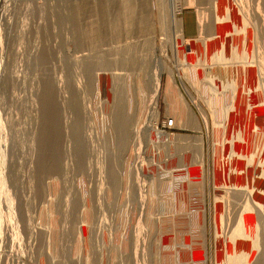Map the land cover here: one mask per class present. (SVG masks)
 Wrapping results in <instances>:
<instances>
[{"label":"rangeland","instance_id":"374dc122","mask_svg":"<svg viewBox=\"0 0 264 264\" xmlns=\"http://www.w3.org/2000/svg\"><path fill=\"white\" fill-rule=\"evenodd\" d=\"M123 1L95 0L97 5L94 3V6L92 0H0V264H237L236 258L234 261L232 257L236 255L232 248L239 243L237 237H243L238 234L246 228L248 222L253 225L246 235L251 240L241 239L239 245L246 246L251 256L249 264L254 260L253 264H264V208L255 196L256 193H264V184L261 182L264 171V24H261L264 23V16L259 15L261 23L256 21L259 12L264 13V1L222 0V6L217 8L225 25L211 30V36H218L226 56L221 80L223 77L228 78V82H225L228 88L226 86L222 97L215 96V90H211V87L218 88L217 80L206 85L208 80L199 74L201 51L198 50V43L210 38V32L205 36L199 32L191 39L180 37L178 27L174 29L175 26L168 20L171 18L170 1L160 3L158 0H134L133 3L130 0L134 6L129 11L124 9ZM199 1V5H187V0H178V16L182 19L183 13L192 11L197 15L194 21L200 29V14L212 15L216 9L213 11L210 1L201 0L202 4ZM199 6L207 12L203 8L204 12L201 11ZM131 13L133 17L136 16L134 21H129L133 20V17H128ZM160 14L163 15L161 19ZM211 15L208 21L214 26L215 17ZM165 19L171 27H167V24L164 28L161 26ZM144 20L154 22L150 21V24ZM74 22L81 24L79 28L83 30V34L78 35V41L90 50L93 57H101L99 59L102 63L98 57H94V64L99 63V66L92 64L93 67L90 65L87 68L83 64L81 67L83 85L80 100L86 98V106L91 101L90 105L94 109L90 119L84 118L82 127L88 149L85 157L87 160L84 158L83 164L89 163L88 167L83 164L82 167H86L89 172L82 167L81 171H75L71 159H63L66 156L63 157L64 150L70 151L71 146H66L62 141L63 175L56 179L55 198L53 189H50L52 175L49 177V172L46 175L48 170H44L46 177L40 174V167L36 169L40 161V141L36 140H40L42 131L45 80L57 81L63 75L62 64L67 56L65 50L68 47V53H72V42L77 39L74 32L77 25ZM91 28H99L100 31L93 35L87 32ZM143 38L144 41L141 40ZM149 38L151 42L153 40L154 50ZM131 41L135 42L134 46H138V51H135L134 46L131 47L136 55L139 54L137 57L125 47ZM139 41H142L145 49ZM144 43L151 45L145 47ZM260 45H263L262 49ZM148 47L152 48L153 56L147 52ZM105 49L112 50V53L108 51V56H104L107 53ZM120 50V54L126 53L124 57L118 54ZM129 51L133 57L127 54ZM100 52L108 59L104 64ZM141 53L146 55L143 58L145 62L148 60L144 64H150L147 67L151 68L144 65L145 72L151 73L156 62L164 60V68L173 70V78L167 72L162 76L157 104L158 118L152 114L150 99L142 108L137 107L135 100L130 107L124 106L129 113L123 121H119L116 115L121 108L119 103L123 101H119L122 94L117 93L121 90V82L118 83L117 76L113 79V74H125L130 65L143 64V59H140L142 57L138 58ZM45 54L47 59L41 60ZM109 54L113 55L109 57ZM114 55L122 61L124 59L126 65L129 63L127 68L123 62L119 64L120 59L115 61ZM257 58L263 66H258L261 63H257ZM240 59H243V66L239 63ZM108 64H114V67ZM111 67L116 69L111 70ZM85 73L88 77L86 81ZM97 75L100 76L99 81ZM171 79H174L182 95V99L177 96L176 99L178 102L180 100V107L186 112L184 116H178L171 110L173 107L169 106L166 91ZM88 80H92V83ZM241 80L249 84L244 85ZM135 82L128 81L133 98L136 94ZM63 93L61 96L57 94L60 97L56 96L57 100L62 101ZM244 95L246 100L242 99ZM218 98L220 105L213 108L219 112L216 115L209 102L212 99L217 102ZM242 100L248 102L247 105L243 106ZM61 101V112H65V103ZM189 110L194 113L193 116ZM188 113L191 118H188ZM165 119L174 120L171 129L163 127ZM148 124L155 129L151 130ZM85 131L88 135H85ZM233 131L244 134L243 139L231 137ZM158 132L172 137L173 141L167 143L162 138L154 145L151 138ZM164 142L168 144L167 147ZM234 145H237L236 148ZM175 155V159L171 158ZM138 164H142L140 170ZM185 168L190 170H187L184 180L189 174V178L195 181L191 188V202L185 205L182 202L178 204L176 200L170 204L168 200L165 209L164 192L157 195L156 183L159 177L162 182L173 178L174 170ZM65 197L70 199L67 201ZM71 197L75 198V202L79 200L73 207L67 205ZM89 201L92 206L88 204ZM89 210L95 212H92L95 216L91 217L95 231L93 228L87 229L85 235L87 224L84 217ZM186 211L187 214L184 213ZM180 212V216L185 218L177 228V214ZM160 213L162 218L172 221L167 220L166 224L171 227L162 235L158 233ZM195 225H198V229L195 228L197 237H190L191 232L188 231L193 230ZM257 237L260 243L253 242ZM192 240L197 245L195 256L191 247Z\"/></svg>","mask_w":264,"mask_h":264},{"label":"bare ground","instance_id":"6f19581e","mask_svg":"<svg viewBox=\"0 0 264 264\" xmlns=\"http://www.w3.org/2000/svg\"><path fill=\"white\" fill-rule=\"evenodd\" d=\"M44 1V0H43ZM63 1V0H62ZM74 1V0H73ZM78 1V0H77ZM84 1V0H83ZM95 0H92V4L94 5V3L97 5V2H94ZM97 1V0H96ZM105 1V0H104ZM125 1V5H124V9H126L127 11H129V10H131V8L134 6H132V4L130 3V0H124ZM123 1V2H124ZM157 1V0H156ZM160 1V3L163 1H167V3H168V1H170V3H171V18L170 19H168V20H170L169 22H171V25H173V26H175V28L174 29H176V27H178L177 29H179V31H180V37H183V31H182V19L178 16L179 15V12H180V10H179V5H178V0H158V2ZM199 1V0H198ZM198 1L197 0H194V1H192V0H187V5L188 4H192V5H194L195 3H198ZM201 1V0H200ZM199 1V2H200ZM207 1H210V2H212V4H213V11H215V9H216V12H212V15H211V17L212 16H214L215 17V20H214V26H213V24L211 25L210 23H209V21H208V19H209V17L208 16H210L209 14H208V16L207 15H204V14H202L201 12V14H200V20H201V23H200V33L202 34H204V36H205V34L207 35L209 32H210V34L208 35V36H210V38H205L204 39V41H202L201 43H198V50H199V52L201 51V55H200V60H199V62H198V66H199V71H200V75L202 76V77H204L206 80H208L207 82H211L210 84L208 83V84H206V85H211L212 83H213V81H216L217 80V82H218V85H216V86H218V88L216 89V87H213V88H215V89H212V87L211 86H209V88L211 87V90H215V92L214 93H216V94H214L215 96H221L222 97V95H223V92H225V88H226V86H227V88H228V85H227V83H225V82H228V78H224L223 77V80H221V73H223L224 74V69H223V67H224V65H225V58H226V56H225V53H224V51H223V48L221 47V45L219 44V43H221V41L218 39V36L216 35V34H213L214 35V38L211 36V30H217L218 28H220L222 25H225V23H224V21L221 19V14L220 13H218V9L217 8H220V6H222V5H220V3H221V1L222 0H207ZM253 1V0H252ZM258 1V0H257ZM257 1L256 0H254V2H256L257 3ZM264 1V0H263ZM262 1V2H263ZM71 2V1H70ZM86 2H87V0H86ZM121 2H122V0H121ZM192 2V3H191ZM224 2V1H223ZM259 2H260V0H259ZM108 3V2H107ZM133 3H134V0H133ZM203 2L201 1V3L200 4H202ZM255 3V4H256ZM264 3V2H263ZM263 3H262V6H263ZM82 4V3H81ZM225 4V3H224ZM254 4V5H255ZM157 5H160V4H157ZM186 5V4H185ZM198 5H199V3H198ZM257 5H259V4H257ZM256 5V6H257ZM80 6V5H79ZM95 6V5H94ZM99 6V5H98ZM196 6H197V4H196ZM203 6V5H202ZM219 6V7H218ZM260 6V5H259ZM158 7V6H157ZM198 7V6H197ZM253 7V6H252ZM261 7V6H260ZM79 8V7H78ZM77 8V9H78ZM94 8V7H93ZM159 8V7H158ZM201 8H203V7H201V6H199V9H201ZM207 8V7H206ZM222 8V7H221ZM254 8V7H253ZM258 6H257V9L256 10H258ZM264 8V7H263ZM262 8V9H263ZM96 9V8H95ZM104 9V8H103ZM129 9V10H128ZM160 9V8H159ZM204 10H205V8H203ZM255 9V8H254ZM198 10V9H197ZM145 11V10H144ZM159 11V10H158ZM161 11V10H160ZM201 11H203L202 9H201ZM206 11V10H205ZM259 11V10H258ZM258 11H257V13H258ZM262 11V10H261ZM147 12H150V11H147ZM204 12V11H203ZM207 12V11H206ZM211 12V11H210ZM130 13V12H129ZM161 13V12H160ZM199 13V12H198ZM209 13V12H208ZM255 13V12H254ZM158 14V13H157ZM206 14V13H205ZM264 13H260L259 12V14H258V17H257V19H256V21L258 20V18H259V15L261 16H264L263 15ZM99 15V14H98ZM129 16V18L131 19L132 17H133V13H131V14H128ZM77 16H79L78 14H77ZM103 16V15H102ZM163 15H161L160 14V19H161V17H162ZM261 16V17H262ZM76 17V16H75ZM97 17V16H96ZM148 17H149V14H148ZM153 17V16H152ZM255 17V16H254ZM78 18V17H77ZM136 19V16L135 17H133V20H129V21H134L135 19ZM164 18H165V16H164ZM147 19H149V18H147ZM150 19H151V17H150ZM213 19V18H212ZM254 20H255V18H254ZM253 20V21H254ZM261 20V18L258 20V21H260ZM79 21V20H78ZM117 21V20H116ZM146 20H144L143 22H145ZM150 21H152V20H150ZM150 21H146L145 23H150ZM262 21L264 22V18L262 19ZM101 22V21H100ZM152 22H154V21H152ZM167 20L165 19V21L162 23V27L164 28L165 26H166V24H167ZM168 22V23H169ZM75 24L77 23V22H74ZM115 23V22H114ZM129 23V22H128ZM127 23V24H128ZM224 23V24H223ZM259 23H261V21L260 22H258V24ZM79 24V23H78ZM151 24V23H150ZM264 23H262L261 24V26L263 25ZM77 25V24H76ZM75 25V26H76ZM99 25V24H98ZM102 25V24H101ZM130 25V24H129ZM169 25L170 24H167V27H169ZM171 25H170V27H171ZM79 26H81V24L80 25H77L76 26V30H74V32L76 33V35L77 36H75V37H77V39L74 41V42H72V45H73V48H74V50L72 51V53H68V47L66 48V50H65V53H67V56L64 58V64H62L63 65V72H62V74L63 75H61L60 76V78L56 81V80H53V81H50L49 79H46L45 80V87L44 88H46V91H44L45 93H44V96H42V104H43V119H42V125H41V127H42V131L39 133L40 134V136H39V139L40 140H36V141H40V143H39V145H40V154H39V152H37L38 154H39V156H40V161H39V166H37V168L36 169H38V167H40V169H38L39 171H41V173L40 174H42V175H44L45 174V172H44V170L46 171V170H48V171H46V175H47V172H49V177H51L50 176V174L52 175V185H51V187H50V189H53V193H54V195H55V198H56V195H57V193H55L56 192V179H57V177L59 178V177H61L62 175H63V165H62V162H63V159L65 160V159H71V162L72 163H74L73 164V166H74V170L76 171V170H78V171H81V169L83 168L82 167V164H83V161H84V158L85 157H87V155H88V149L86 150V146H85V138H84V136H83V134H82V132H84L83 130H82V127H84V123H83V120H84V118H85V120H88V118L90 119V117L92 116V112H93V107H91V105H90V103H91V101H89L88 102V100L86 101V103L88 102L89 104H88V106H86V104H85V101L84 100H86V98H84L82 101L83 102H81V100H80V96H81V92H82V85H83V79L82 78H80V77H83L82 76V72H83V70H82V66H83V64H86L85 66L88 68L90 65L93 67L95 64H99V63H95L94 64V57H96V56H94L93 57V55L90 53V50L89 49H86L85 48V46L83 45V44H81V42H79L80 41V39H79V37H78V35H79V33H82V31H81V29L79 28ZM227 27V26H226ZM86 28V27H85ZM89 29V28H88ZM97 29H99V28H97ZM97 29H95L94 30V28L92 29L91 28V30H89V31H87V32H90L91 34H93L94 35V33L96 32V33H99V31H100V29L99 30H97ZM263 29H264V25H263ZM152 31V30H151ZM261 31H262V29H261ZM84 32H85V30H84ZM208 32V33H207ZM150 33V32H149ZM74 34V33H73ZM83 34V33H82ZM86 34V33H85ZM153 34V33H152ZM202 34V35H203ZM264 34V33H263ZM262 34V35H263ZM89 35V34H88ZM123 35V34H122ZM143 35H144V33H143ZM148 35V34H147ZM151 35V34H150ZM90 36V35H89ZM104 36H105V34H104ZM259 36H261V34L259 35ZM93 37H95V36H93ZM143 37H148V36H143ZM203 37V36H202ZM130 37H128V39H129ZM151 38V37H150ZM149 38V40H150V42H151V39ZM262 38V37H261ZM260 38V39H261ZM78 39H79V41H78ZM126 39V41H127V38H125ZM136 39H137V37H136ZM146 39V38H145ZM117 40H119V38L117 39ZM130 40V39H129ZM141 40H143L144 41V38L143 39H141ZM153 40H154V36H153ZM153 40H152V45L151 44H147L148 46L149 45H151V47L153 46ZM97 41V40H96ZM99 41V40H98ZM114 41H116V39L114 40ZM122 41V40H121ZM198 41V40H197ZM261 41V40H260ZM262 41H263V39H262ZM102 42H104V41H102ZM140 42V41H139ZM145 42H146V40H145ZM149 42V41H148ZM149 42V43H150ZM155 42V41H154ZM258 42H259V40H258ZM100 43V42H99ZM119 43V42H118ZM142 43V41L139 43V44H141ZM100 44H103L104 45V43H100ZM121 44H122V42H121ZM125 44H127L126 42H125ZM134 44H135V42L134 41H131L128 45H124L125 47H127V50L129 49V50H133L131 47L132 46H134ZM143 44V43H142ZM141 44V45H142ZM68 45V44H67ZM116 45H117V42H116ZM144 45H145V43H144ZM147 45H145V47L147 46ZM155 45V44H154ZM176 45V44H175ZM264 45V44H263ZM263 45H260V48H261V46L263 47ZM102 46V45H101ZM119 46H121V45H119ZM113 47H115V46H113ZM124 47V48H125ZM138 47V46H137ZM136 47V45L134 46V49H136L137 48ZM147 48L146 50H147V52L150 54V52H151V55L153 56L154 54H152V48ZM258 47V46H257ZM94 48V47H93ZM119 48V47H118ZM142 48H143V45H142ZM256 48V47H255ZM260 48H258V49H260ZM51 49V48H50ZM120 49V48H119ZM143 49H145V48H143ZM149 49L151 50V51H149ZM262 49V48H261ZM98 50H100V48H98ZM101 50H103V49H101ZM117 50V49H116ZM115 50V51H116ZM125 51H126V49H124ZM123 49H122V51H124ZM153 50H154V48H153ZM94 51V50H93ZM93 51H91V52H93ZM107 51V53H105ZM108 51L109 52H111L112 53V50H106L105 49V52L104 51H102V52H104L105 54H103V53H101L100 52V54H101V56H102V54L104 55V56H108V55H106V54H108ZM121 51V50H120ZM120 51H117V52H119L118 54H120V53H122V51L120 52ZM135 51H138L137 49L135 50ZM255 51V50H254ZM263 51H264V49H263ZM97 52V51H96ZM141 52H142V50H141ZM259 52V51H258ZM261 52V51H260ZM48 53V52H47ZM46 53V54H47ZM94 54H95V52H93ZM115 54H117L116 52H114ZM135 54L134 53V51H132L131 52V54ZM138 53V52H137ZM254 53V52H253ZM256 53H257V49H256ZM46 54L44 55V58L42 57H40L41 58V60H44V59H47V56H46ZM51 54H52V52H51ZM97 55L99 54V53H96ZM99 54V55H100ZM117 54V55H118ZM126 54V53H125ZM125 54H120V55H122L123 57L125 56ZM127 54L129 55V56H131L130 55V51L129 52H127ZM143 53H141V55L140 56H138V58L139 57H142V58H140V59H143L145 56H143L142 55ZM179 54H180V52H179ZM110 55H113V54H109V57H110ZM128 55H126V58L128 57ZM136 55V54H135ZM137 55H139V54H137ZM137 55H136V57H137ZM238 55H239V50H238ZM257 55V54H256ZM40 56V55H39ZM104 56H102V57H104ZM115 56V55H114ZM134 55H132L131 57H133ZM234 56V55H233ZM240 56H241V54H240ZM98 57V58H97ZM96 58L100 61V64L102 63V58L101 57H99V56H97ZM108 57V58H109ZM113 57V56H112ZM112 57H111V59H112ZM116 57V56H115ZM118 57H119V55H118ZM118 57H116V58H113L115 61H117L118 59H120V58H118ZM151 57V56H150ZM257 57V56H256ZM93 58V59H92ZM95 58V59H96ZM99 58H101V59H99ZM105 58L107 59V57H104L103 59L105 60ZM118 58V59H117ZM254 58H255V56H254ZM263 58V57H262ZM97 59H96V61H97ZM117 59V60H116ZM129 59H130V57H129ZM132 59V58H131ZM133 59H135V58H133ZM146 59V58H145ZM151 59V58H150ZM153 59V58H152ZM154 59H155V57H154ZM153 59V60H154ZM158 59V58H157ZM243 59H245V58H243ZM243 59L241 60L240 59V61H239V63L243 66V64L242 63H244L243 62ZM258 59V58H257ZM103 60V64H104V62L106 63V61H108V59L107 60H105L104 61ZM264 59H262V61H263ZM91 61H92V63H91ZM115 61H113L114 62V64H115ZM123 61H125L124 59H123ZM122 61V59H120V65H121V62H123ZM139 61V63L140 62H142V61H140V60H138ZM148 60L146 59V62H147ZM150 61V60H149ZM164 61V60H163ZM163 61H160V60H158L157 62H156V65H154L155 63L154 62H152V60L150 61V63H154L153 65H154V68L152 69V71H150L151 73H149V71H146L145 72V70H144V65H146L145 67H147V66H149L150 64H144V62H145V60L143 59V66L140 64V65H138V63H135V64H132V65H130V67L127 69V71L125 72V74H116V73H111V74H113V79H114V76H117V79H119L118 80V83H120L121 82V84H119V86L121 87V90H120V92L118 91V90H116V91H118V93L117 94H119L120 93V95L122 94V99H120L121 97H119V96H116V97H119V101L121 102V101H123L121 104L119 103V106L121 107L120 109H119V111H118V113H117V115L116 116H119L118 118H120L119 119V121H123V119H124V117L125 116H127L128 115V113H127V108L128 107H130L131 106V104H133V103H135V100H136V105H137V107L138 106H140L141 108L144 106V105H146L147 104V102H148V100L150 99V104H152L151 105V110H152V114H153V116L154 117H156V118H158L157 116H158V109H157V104H158V98H159V95H160V92H161V86H162V76H163V74L165 73V72H167L168 73V75L170 76V77H172L173 78V70H171V69H165L164 68V64L163 63H165V62H163ZM98 62V61H97ZM112 62V61H111ZM112 62V63H113ZM126 62H127V59H126ZM145 62V63H146ZM258 62H260L261 63V60H259L258 59V61H257V63ZM45 63V62H44ZM110 63V62H109ZM128 63V62H127ZM82 64V65H81ZM92 64H94V65H92ZM113 64V65H114ZM118 64V63H117ZM117 64H115L116 66H118ZM123 65H126L124 62L122 63ZM129 64V63H128ZM127 64V65H128ZM259 64V63H258ZM264 64V63H263ZM108 65H110V64H108ZM113 65H110V66H113ZM119 65V66H120ZM127 65L126 66H124L125 68H127ZM187 65H189L190 66V68L192 67V65L191 64H189V63H187ZM99 66V65H98ZM103 66V65H102ZM196 66V65H195ZM197 66V67H198ZM259 67L260 66H263L262 65V63L260 64V65H258ZM97 67V66H96ZM107 67V66H106ZM109 67V66H108ZM107 67V68H108ZM114 67V66H113ZM113 67H111V70H113V69H116V68H113ZM99 68V67H98ZM113 68V69H112ZM147 68H150V67H147ZM264 68V67H263ZM96 69V68H95ZM151 69V68H150ZM111 70H109V71H111ZM120 70V69H119ZM119 70H117V72L119 71ZM250 70V69H249ZM58 72V71H57ZM105 72V71H104ZM113 72V71H112ZM119 72H122V71H119ZM148 72V73H147ZM86 73H89V75L91 74L90 72H86ZM86 73H85V81H86V79H88V77H86ZM93 74V73H92ZM99 74V73H98ZM107 74V73H106ZM110 74V73H109ZM110 74V75H111ZM182 74H184V73H182ZM89 75H87V76H89ZM184 75H187V74H184ZM98 76V81H99V75H97ZM47 78V77H46ZM75 78V80H73ZM219 78V79H218ZM54 79V78H53ZM116 79V80H117ZM73 80V82H71ZM89 81V80H88ZM111 81V80H110ZM120 81V82H119ZM128 81H136L135 83L137 84L136 85V94H135V96H134V98H133V96H132V94H131V92H130V86H129V84H128ZM170 81V80H169ZM242 82H243V84L244 85H248L249 84V82H245V80H241ZM43 82H44V80H43ZM89 82H91L92 83V80L91 81H89ZM173 82V83H172ZM206 83V82H205ZM114 84V83H113ZM117 84V83H116ZM128 84V85H127ZM201 84V83H200ZM192 85V84H191ZM111 86H114V85H111ZM118 86V85H117ZM127 86V87H126ZM193 86V85H192ZM111 88H114V87H111ZM115 88H116V86H115ZM119 88V87H118ZM120 89V88H119ZM113 90V89H112ZM210 90V89H209ZM84 91V90H83ZM115 90H113V92H114ZM63 93V95H64V98L62 99V101H63V103H65V105L63 104V103H61L62 104V106L64 105V110H65V112L63 111V112H61V105H60V101H61V99H59V100H57V98L59 97V96H61L62 95V93H61V95L59 94V93ZM167 97H168V103H169V106L170 107H173L171 110L174 112V113H177V115L178 116H184L185 114H186V112L183 110V107H180V104H181V102H180V100H179V102L177 101V99H176V96L177 97H181L182 95H180V91L178 90V86L176 85V83L174 82V79H173V81H172V79H171V82L169 83V86L167 87ZM210 92V91H209ZM212 92V91H211ZM227 92V91H226ZM242 92H244L243 90H242ZM114 93H116V92H114ZM113 93V94H114ZM57 94H59V96L57 95ZM190 94V93H189ZM212 94V93H211ZM210 94V95H211ZM212 94V95H213ZM104 95V94H103ZM116 95V94H115ZM56 96H58V97H56ZM63 97V96H62ZM61 97V98H62ZM105 97H106V94H105ZM114 97V96H113ZM116 97H115V99H116ZM221 97H220V99H221ZM60 98V97H59ZM245 98H247L245 95L242 97V99H244V100H246ZM90 99V98H89ZM167 99V98H166ZM181 99H182V97H181ZM117 100V99H116ZM133 100V102H131ZM61 101V102H62ZM113 101V100H112ZM118 101V100H117ZM118 101V102H119ZM115 102V101H114ZM117 102V103H118ZM177 102L179 103V104H177ZM205 102V101H204ZM242 105L244 106V104H246L247 105V103L248 102H246V101H243L242 100ZM116 103V104H117ZM250 104V103H249ZM115 105V104H114ZM207 105H208V103H207ZM209 105L212 107V110H213V108L214 107H217V106H219L220 105V100H219V98L217 99V102L215 101V102H213V99H212V101H210L209 102ZM209 105H208V107H209ZM261 105V104H260ZM124 106L125 107H127V108H124ZM125 110H124V109ZM185 108H187V106L185 107ZM189 108V107H188ZM66 109H67V112H66ZM181 110V111H180ZM183 110V111H182ZM123 111H125V115H124V112ZM140 111V110H139ZM189 111H191V110H189ZM216 111V115H218L219 114V112H217V110L216 109H214L213 110V112H215ZM212 112V111H211ZM210 112V113H211ZM62 113H64V114H62ZM191 113V116H193L194 115V113H192V111L190 112ZM212 114V113H211ZM144 115V114H143ZM213 115V114H212ZM105 116V115H104ZM110 116V115H109ZM139 116V115H138ZM187 116H188V118H191L190 117V115H189V113L187 114ZM127 118V117H126ZM141 118V117H140ZM155 118V119H156ZM110 119V118H109ZM153 119V118H152ZM235 120V119H234ZM233 120V121H234ZM88 122V121H87ZM90 122V121H89ZM132 122V121H131ZM148 122H150V121H148ZM235 122V121H234ZM112 123H113V121L111 122V125H112ZM151 123V122H150ZM206 123V122H205ZM41 124V123H40ZM108 125V124H107ZM149 126H150V124H148ZM148 126V127H149ZM109 127H110V125H109ZM111 127H113V126H111ZM116 127H117V124H116ZM121 128H122V126H120ZM153 128H151V126H150V128H151V130H153V129H155V127L154 126H152ZM86 129V128H85ZM126 130H127V128H125ZM130 129V128H129ZM141 129V128H140ZM144 129V128H143ZM147 129V128H146ZM88 130V129H87ZM126 130H125V132H126ZM132 130V129H131ZM134 130V129H133ZM91 131V130H90ZM107 131H108V129H107ZM137 131H139L138 129H137ZM123 132V131H122ZM140 132V131H139ZM234 132V134L233 135H231V137L232 136H238L239 137V139H243V135L241 134V133H239V132H235V131H233ZM92 133V132H91ZM106 133H108V132H106ZM144 133V132H143ZM142 133V134H143ZM88 135V133H86V131H85V135ZM111 134V133H110ZM122 135H123V133H122ZM89 136H91V135H89ZM106 136H108V134L106 135ZM105 136V137H106ZM87 137V136H86ZM92 137V136H91ZM237 137V138H238ZM89 138V137H88ZM109 138V137H108ZM165 139V142H167V143H169V141L170 142H172L173 141V138L171 137L170 138V136H168V135H164L163 133H159L158 132V134L157 135H155V137H153V138H151V140H152V142L154 143V145L155 144H157V142L158 141H161V139ZM92 139V138H91ZM234 139V138H233ZM232 139V140H233ZM35 140V139H34ZM33 140V141H34ZM89 140V139H88ZM98 140V139H97ZM129 140V139H128ZM238 140V139H237ZM62 141H64L65 142V145L67 146V145H70L71 146V149H70V151H68L67 149H65L64 150V155H63V159H62V147H63V145L61 144V143H64V142H62ZM91 141V140H90ZM99 141V140H98ZM151 142V143H152ZM164 142V144H165V146L167 147L168 146V144L167 143H165ZM238 142V141H237ZM88 143V142H87ZM91 143V142H90ZM159 143V142H158ZM236 143V142H235ZM32 144V143H31ZM36 144V143H35ZM60 144H61V148H60ZM98 144V143H97ZM99 145V144H98ZM153 145V146H154ZM37 146V145H36ZM235 146V148H236V146L237 145H234ZM30 147H32V146H30ZM38 148V149H39ZM65 148V147H64ZM63 148V149H64ZM32 150H33V147L31 148ZM34 149H37V148H35V146H34ZM62 150V151H61ZM237 150V149H236ZM35 151H37V150H35ZM87 151V152H86ZM97 151V150H96ZM233 151V150H232ZM234 151H235V149H234ZM238 151V150H237ZM87 153V154H86ZM234 153V152H233ZM34 154V153H33ZM86 155V156H85ZM108 155V154H107ZM234 155H237V154H234ZM234 155H232V156H234ZM35 156V155H34ZM239 156V155H238ZM33 157V156H32ZM31 157V158H32ZM36 157H38L37 155H36ZM107 157V156H106ZM175 157H176V155L175 156H171V158H173V159H175ZM39 159V158H38ZM86 159V158H85ZM140 159V158H139ZM32 160V159H31ZM87 160V159H86ZM178 160V159H177ZM235 160V159H234ZM35 161H36V158H35ZM235 161H237V160H235ZM38 162V161H37ZM69 163H70V161H68ZM88 162V161H87ZM239 162V161H238ZM66 163H67V160H66ZM71 163V164H72ZM85 163V165H86V167H88V164L89 163H87L86 164V162H84ZM231 163V162H230ZM232 163H233V161H232ZM37 164V163H36ZM35 164V165H36ZM38 165V164H37ZM65 165H68V167L70 166L69 164H65ZM84 165V164H83ZM84 165V166H85ZM91 165V164H90ZM126 165V164H125ZM139 166V170L142 168L141 166H142V164H138ZM235 165V164H234ZM263 165H264V163H263ZM72 166V165H71ZM127 166V165H126ZM201 166H202V164H201ZM231 167H232V164L230 165ZM44 167H45V169H44ZM82 167V168H81ZM86 167L85 168H83V169H86ZM91 167V166H90ZM90 167L88 168V169H90ZM141 167V168H140ZM234 167V166H233ZM71 168V167H70ZM264 168V167H263ZM262 168V169H263ZM72 169V168H71ZM233 169V168H232ZM87 170V169H86ZM136 170V169H135ZM138 170V171H139ZM187 170H190L189 168H185V169H182V170H174L173 171V174H174V177L172 178V177H170L169 179H166V180H162V182L160 181V177H159V180L157 181V183H156V188H157V195L158 194H160V193H162V192H164V195H165V198H164V200H163V205H164V207H165V209H167V207H166V205H167V201L168 200H170V204H171V201H176L177 200V202H178V204L180 203V202H182V204H185V205H187V204H189L190 202H191V188H192V186L194 185V179L193 178H189V174H188V176H187V179L186 180H184V177L187 175ZM88 171V170H87ZM182 171V172H181ZM83 172V171H82ZM82 172H80V173H82ZM89 172V171H88ZM105 172V171H104ZM262 172V171H261ZM39 174V173H38ZM87 174V173H86ZM238 174V173H237ZM46 175H44V176H46ZM83 175L85 176V174H84V172H83ZM261 175V174H260ZM40 177V176H39ZM46 177H48V176H46ZM45 177V178H46ZM258 177V176H257ZM235 178V177H234ZM259 178V177H258ZM61 179V178H60ZM184 180V181H183ZM235 180H237V179H235ZM146 181V180H145ZM237 182V181H236ZM261 182H262V184H264V171L262 172V177H261ZM44 183H45V179H44ZM149 183V182H148ZM181 183V184H180ZM258 183H259V186L261 185L260 184V182L258 181ZM39 184V183H38ZM37 184V185H38ZM41 184V183H40ZM42 184H43V182H42ZM188 185V186H187ZM44 186H45V184H44ZM113 186V185H112ZM152 188H154V187H152ZM170 188V189H169ZM101 189H102V187H101ZM143 189H144V187H143ZM154 190V189H153ZM166 190V191H165ZM72 191V190H71ZM143 191V190H142ZM171 191V193H169V195L167 194V192H170ZM39 193V192H38ZM70 193V192H69ZM68 192H67V194H69ZM73 194V193H72ZM84 194V193H83ZM68 196V195H67ZM70 196H72V195H70ZM256 197H258V202L263 206V208H264V193H256V195H255ZM69 197V196H68ZM78 197V196H77ZM66 198V197H65ZM72 198V200H70L69 202H70V204H69V202H68V204L67 205H69V206H74V205H76V203H78V201L77 202H75L76 200H75V198L74 197H71ZM74 198V199H73ZM159 196H157V199L159 200ZM255 198V197H254ZM70 198H68V200H69ZM78 199H80V198H78ZM65 200V199H64ZM66 200H67V198H66ZM66 200H65V202H66ZM67 200V201H68ZM75 200V201H74ZM255 200H256V198H255ZM81 201V200H80ZM85 201V200H84ZM83 201V202H84ZM75 202V203H74ZM256 202V201H255ZM90 203V201L88 202V204ZM64 204H66V203H64ZM85 204H86V201H85ZM257 204V203H256ZM90 205H91V203H90ZM66 206V205H65ZM72 206V207H73ZM92 206V205H91ZM90 206V207H91ZM98 207V206H97ZM261 208V207H260ZM55 209V208H54ZM68 209V208H67ZM95 209V208H94ZM262 209V208H261ZM98 210V209H97ZM19 212L21 213L22 211H20L19 210ZM92 210H89L88 212H87V214H86V216L84 217V222L87 224V227H86V230H85V228H84V234L86 235L87 234V229H91V228H93V227H95L93 224H92V216L94 217L95 215L93 214L92 215ZM187 212L188 211H186V212H184L185 214H187ZM190 212H192L191 210H190ZM244 212V211H243ZM93 213H95V212H93ZM161 214L162 213H160L159 214V216H158V218H159V222H158V225H159V228H158V233L160 234V235H162V233L163 232H168L169 230L168 229H170V225L169 224H166V222H167V220H168V222H171L172 223V221H171V219H169V218H162L161 217ZM247 214V213H246ZM167 215H170V213H168ZM181 215V212H180V214L178 213L177 214V217L179 216V223H176V225L175 226H177V228H178V226L180 227V225H181V220L182 219H184L185 217H183V216H180ZM242 216H243V214H242ZM97 217V216H96ZM173 217H174V215H173ZM250 217V216H249ZM23 218H24V216H23ZM30 218V217H29ZM102 218V217H101ZM157 218V217H156ZM248 218V217H247ZM105 219V218H104ZM243 219V218H242ZM246 219V218H245ZM24 220V219H23ZM32 220V219H31ZM234 220V219H233ZM252 220V219H251ZM66 221V220H65ZM187 221V219L184 221V222H186ZM245 221V220H244ZM249 221V220H248ZM103 221H101V223H102ZM24 223V222H23ZM63 223V222H62ZM106 223V222H105ZM241 223V222H240ZM26 224V223H25ZM166 224V225H165ZM244 224V223H243ZM253 224H255V223H253ZM23 225V224H22ZM27 225V224H26ZM193 225V224H192ZM199 225V224H198ZM198 225H195V226H193V230H190L189 229V231L188 232H191V234H190V237H197V234L198 233H196L195 232V228L196 227H198ZM25 226V225H24ZM28 226V225H27ZM100 226V225H99ZM200 226V225H199ZM237 226V225H236ZM241 226V225H240ZM70 227V226H69ZM242 227V226H241ZM246 228L244 229H242V230H240V232H239V234H238V236H243V237H237L238 239H239V243L238 244H236L235 245V243H234V245H235V247H233L232 248V251L234 252V255H235V253H236V255L235 256H232L233 258H234V261H235V258H236V263L237 264H249V260H250V254H249V252H247V250H246V246L244 247V245L242 244L241 246L239 245L240 244V240L241 239H244L245 241H250L251 240V238L250 237H247L248 235L247 234H249V232H250V229H251V227H253V225L250 223V222H248V223H246V226H245ZM27 228V227H26ZM100 228V227H99ZM98 227H97V229H99ZM256 228V227H255ZM95 228H93V230H94ZM96 229V230H97ZM196 229H198V228H196ZM28 230V229H27ZM92 230V231H93ZM67 231H68V229H67ZM95 231V230H94ZM235 231V230H234ZM91 231H89V233H90ZM30 233V232H29ZM258 233V232H257ZM91 234V233H90ZM260 234V233H259ZM98 235V234H97ZM111 235V234H110ZM247 235V236H246ZM185 236H186V234H185ZM188 239H190V238H188ZM193 239V238H192ZM235 239V238H234ZM97 240V239H96ZM180 240V239H179ZM235 241V240H234ZM254 243L256 242H259L258 241V237H257V239L256 240H254L253 241ZM252 242V243H253ZM261 242V241H260ZM259 242V243H260ZM186 243V242H185ZM233 243V242H232ZM253 243V244H254ZM182 244V243H181ZM259 246H260V244H258ZM257 246V245H256ZM191 247H192V251H193V254H194V256H195V254L197 253V245H196V243L192 240V245H191ZM253 248V247H252ZM251 248V249H252ZM61 250V249H60ZM94 251V250H93ZM260 251V250H259ZM7 254V253H6ZM179 255V254H178ZM259 257V256H258ZM256 258V257H255ZM254 258V259H255ZM180 259V258H179ZM64 261V260H63ZM178 261H180V260H178ZM205 260H203V263H205L204 262ZM233 261V262H234ZM255 261V260H254ZM251 262L252 264L253 263H255V262ZM257 262H258V259H257ZM232 263V262H231ZM175 264H176V262H175ZM181 264H183V263H181ZM190 264H192V263H190Z\"/></svg>","mask_w":264,"mask_h":264},{"label":"crops","instance_id":"0c3cea01","mask_svg":"<svg viewBox=\"0 0 264 264\" xmlns=\"http://www.w3.org/2000/svg\"><path fill=\"white\" fill-rule=\"evenodd\" d=\"M196 14L192 11L185 12L182 14V31H183V38L191 39L195 38L196 35L199 33V26L194 18H196Z\"/></svg>","mask_w":264,"mask_h":264},{"label":"built area","instance_id":"2783aa9c","mask_svg":"<svg viewBox=\"0 0 264 264\" xmlns=\"http://www.w3.org/2000/svg\"><path fill=\"white\" fill-rule=\"evenodd\" d=\"M174 126V120L173 119H165L163 122V127L165 129H171Z\"/></svg>","mask_w":264,"mask_h":264}]
</instances>
